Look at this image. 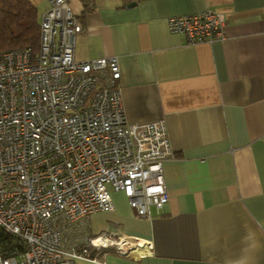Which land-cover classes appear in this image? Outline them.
<instances>
[{
    "label": "crops",
    "instance_id": "0c3cea01",
    "mask_svg": "<svg viewBox=\"0 0 264 264\" xmlns=\"http://www.w3.org/2000/svg\"><path fill=\"white\" fill-rule=\"evenodd\" d=\"M38 10L44 0H28ZM81 24L75 58L115 57L124 119H164L169 200L137 218L120 192L88 238L137 240L96 263L264 264V0H67ZM91 4V6H89ZM214 10L223 36L189 43L170 17Z\"/></svg>",
    "mask_w": 264,
    "mask_h": 264
},
{
    "label": "built area",
    "instance_id": "2783aa9c",
    "mask_svg": "<svg viewBox=\"0 0 264 264\" xmlns=\"http://www.w3.org/2000/svg\"><path fill=\"white\" fill-rule=\"evenodd\" d=\"M44 2L37 52L0 53V264L126 257L129 238H88V219L115 210L113 192L140 219L167 204L166 124L127 123L116 58L78 61V17L67 0ZM225 26L210 9L167 19L189 43L220 39Z\"/></svg>",
    "mask_w": 264,
    "mask_h": 264
},
{
    "label": "trees",
    "instance_id": "16d2710c",
    "mask_svg": "<svg viewBox=\"0 0 264 264\" xmlns=\"http://www.w3.org/2000/svg\"><path fill=\"white\" fill-rule=\"evenodd\" d=\"M39 21L28 0H0V53L26 47L37 52Z\"/></svg>",
    "mask_w": 264,
    "mask_h": 264
},
{
    "label": "bare ground",
    "instance_id": "6f19581e",
    "mask_svg": "<svg viewBox=\"0 0 264 264\" xmlns=\"http://www.w3.org/2000/svg\"><path fill=\"white\" fill-rule=\"evenodd\" d=\"M128 242L131 246H135L137 243H139V241L137 240H129ZM126 246H129V245H126Z\"/></svg>",
    "mask_w": 264,
    "mask_h": 264
}]
</instances>
